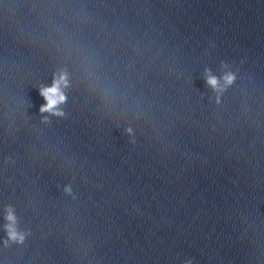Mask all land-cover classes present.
Returning <instances> with one entry per match:
<instances>
[{"label": "clouds", "instance_id": "9594fccd", "mask_svg": "<svg viewBox=\"0 0 264 264\" xmlns=\"http://www.w3.org/2000/svg\"><path fill=\"white\" fill-rule=\"evenodd\" d=\"M226 83H231L233 77L231 75H227L224 77ZM65 83V78L63 76L60 77L58 80H54L53 85L48 88H42L40 90V95L44 97L46 103L41 107V112L44 111H52L56 105L59 103L64 102L65 97L62 94L60 90V84ZM207 83L211 85L213 88H215L218 84V81L216 77L209 76ZM59 114V113H58ZM6 219L10 222L7 226L8 236L11 240H22L23 237L21 235H18V233L15 231V228L13 227L15 223V217L12 214L11 210H9L8 215L6 216Z\"/></svg>", "mask_w": 264, "mask_h": 264}]
</instances>
